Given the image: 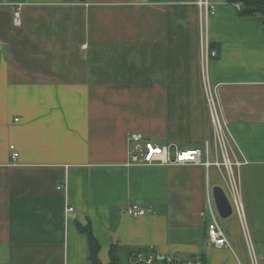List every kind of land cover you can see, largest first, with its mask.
Masks as SVG:
<instances>
[{"label": "crops", "instance_id": "0c3cea01", "mask_svg": "<svg viewBox=\"0 0 264 264\" xmlns=\"http://www.w3.org/2000/svg\"><path fill=\"white\" fill-rule=\"evenodd\" d=\"M0 1V264H91L77 223L90 224L102 264L112 244L117 264H130L131 248L250 264L249 246L264 264L263 17L226 0H209L206 19L199 0ZM203 39L218 52L206 79L230 156L246 160L244 218L215 208L226 248L206 229L213 188L230 199L223 170L128 154L131 133L188 148L212 138ZM128 204L145 213L127 214Z\"/></svg>", "mask_w": 264, "mask_h": 264}, {"label": "built area", "instance_id": "2783aa9c", "mask_svg": "<svg viewBox=\"0 0 264 264\" xmlns=\"http://www.w3.org/2000/svg\"><path fill=\"white\" fill-rule=\"evenodd\" d=\"M198 3L204 9L203 15L205 19L208 15L214 13V4L211 1L199 0ZM236 7L239 8V5L236 4ZM20 8L21 5L18 4L14 6L13 10V23L16 26L21 25ZM217 54V50L211 49L207 40L203 39L201 44V68L206 104L210 122L213 126L212 138L205 140L202 148H181L174 142H168L159 146L158 144L145 139L140 133H131L129 135L130 145L128 154L130 162L132 163H161L175 165L194 164L202 165L205 168L216 167L223 170L226 175L227 188L230 194V199L228 196L227 198L238 216L243 219L244 208L240 199L237 170L246 163V160L230 156L228 143L229 136L226 131L225 123L221 118L217 98L206 79L207 63L211 58H215ZM15 120L17 121V119ZM9 148L11 150V158H16L18 153L14 146L10 145ZM57 188H61V185ZM72 210V207H66L67 212ZM207 210L210 217L206 226L208 242L216 248L230 247L224 228L217 221L215 207L209 199L207 200ZM125 212L136 216L143 215L145 210L137 204H128L125 207ZM249 261L250 264H258L256 255L250 246ZM131 264H203V261L199 257H196L181 263L170 255H163L162 259H158L157 256L152 253L137 252L133 257Z\"/></svg>", "mask_w": 264, "mask_h": 264}, {"label": "trees", "instance_id": "16d2710c", "mask_svg": "<svg viewBox=\"0 0 264 264\" xmlns=\"http://www.w3.org/2000/svg\"><path fill=\"white\" fill-rule=\"evenodd\" d=\"M229 3L232 4H238L239 9H238V14L241 16H251V15H258L264 18V0H226ZM77 228L79 231L86 233L88 237V245H89V261L91 264H102L101 261L98 258V252H99V242L97 239L94 237L91 231L90 224L87 223L86 225H82L80 223H77ZM115 244H112L109 249V262L107 264H117L118 259L115 254ZM137 252H143V253H151L150 251L144 250V249H135L131 248L130 249V264ZM157 256L158 259H162L163 255H158L156 253H152ZM173 257V256H172ZM196 257H199L202 261L203 264H205V259L202 255L199 256H193L190 257V259H194ZM174 258V257H173ZM175 259V258H174ZM181 263L186 262L187 260H178Z\"/></svg>", "mask_w": 264, "mask_h": 264}, {"label": "water", "instance_id": "95a60500", "mask_svg": "<svg viewBox=\"0 0 264 264\" xmlns=\"http://www.w3.org/2000/svg\"><path fill=\"white\" fill-rule=\"evenodd\" d=\"M212 196L218 215L221 218L229 217L232 214V206L223 189L215 186L212 191Z\"/></svg>", "mask_w": 264, "mask_h": 264}, {"label": "rangeland", "instance_id": "374dc122", "mask_svg": "<svg viewBox=\"0 0 264 264\" xmlns=\"http://www.w3.org/2000/svg\"><path fill=\"white\" fill-rule=\"evenodd\" d=\"M158 145H159V146H162V145H164V144L161 143V142H159ZM181 148H188V147H183V146H181Z\"/></svg>", "mask_w": 264, "mask_h": 264}]
</instances>
